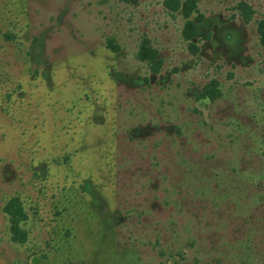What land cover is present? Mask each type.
<instances>
[{
	"label": "rangeland",
	"instance_id": "rangeland-1",
	"mask_svg": "<svg viewBox=\"0 0 264 264\" xmlns=\"http://www.w3.org/2000/svg\"><path fill=\"white\" fill-rule=\"evenodd\" d=\"M164 1L0 0V264H264V0Z\"/></svg>",
	"mask_w": 264,
	"mask_h": 264
},
{
	"label": "trees",
	"instance_id": "trees-1",
	"mask_svg": "<svg viewBox=\"0 0 264 264\" xmlns=\"http://www.w3.org/2000/svg\"><path fill=\"white\" fill-rule=\"evenodd\" d=\"M200 0H165L164 4L170 8L173 12H180L184 18V25L182 34L186 41L189 42L190 48L197 52L199 47L193 40L198 36V23L203 20L204 16L199 10ZM240 9L244 13L245 21L251 20V9L250 7L242 3ZM259 38L261 44L264 45V19H261L257 26ZM1 34V30H0ZM6 37L10 38L9 34H5ZM108 47L114 51L119 49V46L113 44L112 40H108ZM138 58L141 61H153L152 70L158 72L162 60L159 58V50L152 46L148 38L143 39L138 54ZM220 82L216 78H213L210 82L204 85L199 97L215 100L221 96L222 91L219 88ZM3 211L8 219L9 233L11 240L15 243H24L28 237V231L24 228L23 222L28 219V214L25 210L22 199L18 196H12L9 198L4 206Z\"/></svg>",
	"mask_w": 264,
	"mask_h": 264
},
{
	"label": "water",
	"instance_id": "water-1",
	"mask_svg": "<svg viewBox=\"0 0 264 264\" xmlns=\"http://www.w3.org/2000/svg\"><path fill=\"white\" fill-rule=\"evenodd\" d=\"M33 262L34 263H37V258H33Z\"/></svg>",
	"mask_w": 264,
	"mask_h": 264
}]
</instances>
